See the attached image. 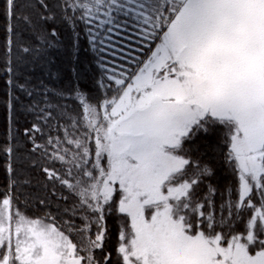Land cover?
<instances>
[{
    "label": "snow or ice",
    "instance_id": "6c2138e0",
    "mask_svg": "<svg viewBox=\"0 0 264 264\" xmlns=\"http://www.w3.org/2000/svg\"><path fill=\"white\" fill-rule=\"evenodd\" d=\"M2 9L0 264H264V0ZM62 30L103 95L52 84Z\"/></svg>",
    "mask_w": 264,
    "mask_h": 264
},
{
    "label": "trees",
    "instance_id": "16d2710c",
    "mask_svg": "<svg viewBox=\"0 0 264 264\" xmlns=\"http://www.w3.org/2000/svg\"><path fill=\"white\" fill-rule=\"evenodd\" d=\"M3 0H0V42L3 40L4 16L2 9ZM48 58L53 61V71H59V79L52 81V84L57 88L70 89L77 84L83 86L85 90H91L90 94L95 96L97 94L103 95V90L98 91L97 82L100 80L99 68L96 64L97 56L91 50L88 41L87 33L81 31L79 33V40L73 46V35L70 31L61 32L60 44L58 47L48 50ZM73 67L83 70L85 67L90 71L85 72L83 76L77 80L71 71ZM94 70V71H92ZM40 75L39 71L26 73L29 79L35 82L36 78ZM6 88L3 78L0 77V98L5 94ZM71 106V105H70ZM4 125V109L0 105V131L3 130ZM4 173L0 170V183H3ZM28 215L43 217L44 213L38 211L36 208L27 210Z\"/></svg>",
    "mask_w": 264,
    "mask_h": 264
}]
</instances>
